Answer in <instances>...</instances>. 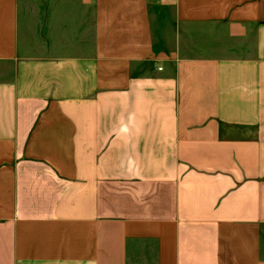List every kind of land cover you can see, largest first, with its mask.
<instances>
[{"label": "crops", "instance_id": "1", "mask_svg": "<svg viewBox=\"0 0 264 264\" xmlns=\"http://www.w3.org/2000/svg\"><path fill=\"white\" fill-rule=\"evenodd\" d=\"M0 264H264V0H0Z\"/></svg>", "mask_w": 264, "mask_h": 264}, {"label": "rangeland", "instance_id": "2", "mask_svg": "<svg viewBox=\"0 0 264 264\" xmlns=\"http://www.w3.org/2000/svg\"><path fill=\"white\" fill-rule=\"evenodd\" d=\"M240 134H241V132H240ZM242 134L244 135V134H246V132L242 131Z\"/></svg>", "mask_w": 264, "mask_h": 264}]
</instances>
